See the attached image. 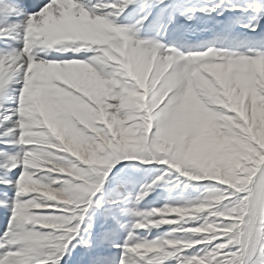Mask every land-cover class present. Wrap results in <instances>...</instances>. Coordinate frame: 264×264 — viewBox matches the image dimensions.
Returning a JSON list of instances; mask_svg holds the SVG:
<instances>
[{"label":"snow or ice","instance_id":"snow-or-ice-1","mask_svg":"<svg viewBox=\"0 0 264 264\" xmlns=\"http://www.w3.org/2000/svg\"><path fill=\"white\" fill-rule=\"evenodd\" d=\"M0 264H264V0H0Z\"/></svg>","mask_w":264,"mask_h":264},{"label":"rangeland","instance_id":"rangeland-1","mask_svg":"<svg viewBox=\"0 0 264 264\" xmlns=\"http://www.w3.org/2000/svg\"><path fill=\"white\" fill-rule=\"evenodd\" d=\"M159 202V201H158Z\"/></svg>","mask_w":264,"mask_h":264}]
</instances>
